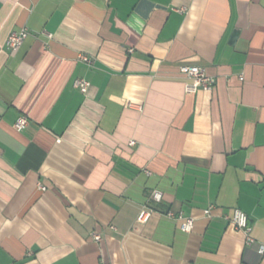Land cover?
Returning a JSON list of instances; mask_svg holds the SVG:
<instances>
[{"label": "crops", "instance_id": "crops-1", "mask_svg": "<svg viewBox=\"0 0 264 264\" xmlns=\"http://www.w3.org/2000/svg\"><path fill=\"white\" fill-rule=\"evenodd\" d=\"M234 208L264 243V0H0V264H264Z\"/></svg>", "mask_w": 264, "mask_h": 264}, {"label": "built area", "instance_id": "built-area-1", "mask_svg": "<svg viewBox=\"0 0 264 264\" xmlns=\"http://www.w3.org/2000/svg\"><path fill=\"white\" fill-rule=\"evenodd\" d=\"M29 30L27 27H21L18 30H14L10 32L8 37L6 38L5 44L7 48L11 51H14L18 49L25 38L28 36ZM48 37L51 36L50 33H46ZM130 51L132 49H129ZM79 60L91 63L92 58L87 56L86 54L81 53L79 55ZM179 70L181 74L188 78L190 81L185 83V92L187 93H194L198 89L202 90H212L214 83H215V77L213 75L208 74L205 71V68L203 66L199 65H188L183 64L179 67ZM90 83L88 80L84 78H76L73 81V87L78 89L81 92H86ZM27 117L25 115H20L17 117V119L14 122V127L21 128L24 125L27 124ZM147 173L149 171L145 170ZM41 189H45L44 186L40 185ZM162 199V192L158 189H152L148 195L149 201H155L159 202ZM212 205H210L207 209L204 210L205 215L210 216ZM152 211V208L144 205L139 213L138 219L142 220L146 215H148ZM164 215L172 220H180L179 228L182 231L189 232L194 223V218L190 216H186L183 214L182 211H173L171 209H168L164 212ZM225 219L237 230H240L244 234V242L247 246H254L256 248V251L259 255H261L264 259V243L258 242L254 237L251 236L250 230L251 226L249 224L248 216L247 214L239 209L234 208L231 215H225ZM91 235L95 241H98L101 239V235L96 232H91ZM101 264H109L102 262Z\"/></svg>", "mask_w": 264, "mask_h": 264}]
</instances>
